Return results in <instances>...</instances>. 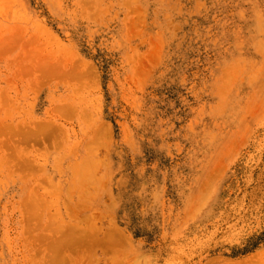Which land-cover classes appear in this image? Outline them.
<instances>
[{"label": "rangeland", "instance_id": "rangeland-1", "mask_svg": "<svg viewBox=\"0 0 264 264\" xmlns=\"http://www.w3.org/2000/svg\"><path fill=\"white\" fill-rule=\"evenodd\" d=\"M264 263V0H0V264Z\"/></svg>", "mask_w": 264, "mask_h": 264}, {"label": "bare ground", "instance_id": "bare-ground-1", "mask_svg": "<svg viewBox=\"0 0 264 264\" xmlns=\"http://www.w3.org/2000/svg\"><path fill=\"white\" fill-rule=\"evenodd\" d=\"M259 264H264V263H262V262H259Z\"/></svg>", "mask_w": 264, "mask_h": 264}]
</instances>
